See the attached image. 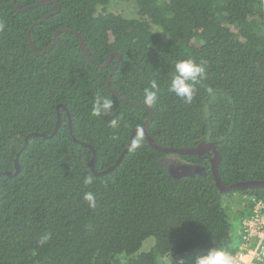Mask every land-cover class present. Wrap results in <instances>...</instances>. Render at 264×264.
<instances>
[{
  "label": "trees",
  "instance_id": "16d2710c",
  "mask_svg": "<svg viewBox=\"0 0 264 264\" xmlns=\"http://www.w3.org/2000/svg\"><path fill=\"white\" fill-rule=\"evenodd\" d=\"M36 1L0 0V264H193L182 256L233 250L232 219L240 221L242 204L263 198L264 188L221 192L208 158L197 154L179 155L201 173L174 176L144 133L140 147L130 145L113 170L96 175L92 149L73 139L69 118L74 136L95 149V169L104 170L148 116L140 104L154 79L158 99L147 131L157 143L213 141L223 183L264 179V0H134L135 17L99 8L108 0L15 7ZM51 12L30 31L32 51L27 31ZM57 30L56 43L35 54ZM115 51L110 85L136 106L106 87L117 56L100 65ZM188 58L206 62V78L184 103L168 86L175 62ZM97 91L113 99L107 116L90 115ZM58 115L54 135L29 136L21 149L28 133L49 135ZM113 117L120 118L116 129L108 126ZM16 154L18 173H2L15 171ZM89 174L93 183L85 185ZM86 192L95 194L96 208L83 200ZM236 195L239 204L231 205ZM150 236L154 244L138 252Z\"/></svg>",
  "mask_w": 264,
  "mask_h": 264
},
{
  "label": "water",
  "instance_id": "95a60500",
  "mask_svg": "<svg viewBox=\"0 0 264 264\" xmlns=\"http://www.w3.org/2000/svg\"><path fill=\"white\" fill-rule=\"evenodd\" d=\"M49 2H52V0H38L35 3H32V4L27 5L25 7H20V6H17V5H15V7H16L17 10L22 11V10H26L28 8H31L33 6H37V5L45 4V3H49ZM56 6L58 8L57 4H56ZM51 14H52V12L46 14L44 17H42L41 19H39L37 21H34L30 25V27H29V29L27 31V39H28V43H29L30 48H31L32 51H35L34 42H33V40L30 37V31H31L32 27L36 23L44 20L45 18H47ZM67 30H69V29H67ZM74 33L79 37V46H80L81 51L84 53L86 58L89 61H91L90 53H89L88 48L86 46V42H85L84 37L77 31H74ZM57 37H58V30L55 31V33H54L52 43L50 45L46 46L43 49V51H41L39 53L35 52V54L40 55V54H43L46 50L50 49L56 43ZM112 54H115L117 56V60H116V63L114 65V67L111 69L108 77L106 78V87L111 93H113L114 95L120 97L123 101H125V102H127V103H129L131 105H135L136 106V105H138L137 103H135L134 101L129 100V99L125 98V97L120 96L118 91L116 89H114L110 85V80H109L110 76L113 74V72H114L115 68L117 67V65L119 63V60H120L119 52L115 51V52H112V53L108 54L106 56L105 62L103 64H101L100 67H104V66L108 65L109 61L111 60V55ZM60 105L65 110H67L65 104H61L60 103ZM140 106L146 107L148 109V111H149L148 116L146 117L145 121L143 122L142 125H140L138 127H135L133 129L132 134L130 136V141H129L128 145L123 149V151L120 153V155L118 156L116 161L113 163V165L109 166L108 168H106L104 170H100V171L95 169V160H96V151H95V149L90 144H88V143H86L84 141H80L74 136V134L72 133L71 120L69 118V131H70L73 139L76 140V141H79L83 145L90 146L91 149H92V157L90 159L89 166H90V168H91V170L93 171L94 174H96V175L103 174L105 172H109V171L113 170L117 166V164L121 161V158H122L123 154L128 150L129 146L131 145V141L135 137V134H136V129L140 128V129H142V132L144 133L149 145H151L153 148H155V149H157V150H159L161 152H164V153L171 152V153H178V154H197L199 156H201V155L207 156L208 153H211V155H208V160L210 162L211 172H212L215 184H216V186L219 188V190L221 192H225V191H228V190H231V189H247V188H255V187L264 188V179H246V180H240V181H236V182L229 183V184L223 183L221 178H220V176H219V174H218V168H217V165H218V162H219V159H220V153H219L218 149L216 148V145L214 144L213 141H201V142L197 143L195 146H189V147H176V146H173V145H162V144L157 143L155 141V139L147 131L148 123L151 120L152 115H153V109L151 107H148V106L144 105V104H140ZM67 114L69 115L68 111H67ZM59 124H60V118H59V115H58L57 121H56L55 126H54V129L49 135H46V134L40 133V132H30V133H28V135H26L25 138H24V144L22 145L21 149H23L26 146L29 136L39 135V136H42V137H49V136L54 135L56 133V131L58 130ZM14 162H15L14 163L15 171L13 173L10 172V171H3L2 173H5L8 176L16 175L18 173V171H19L18 154H16Z\"/></svg>",
  "mask_w": 264,
  "mask_h": 264
},
{
  "label": "clouds",
  "instance_id": "9594fccd",
  "mask_svg": "<svg viewBox=\"0 0 264 264\" xmlns=\"http://www.w3.org/2000/svg\"><path fill=\"white\" fill-rule=\"evenodd\" d=\"M206 62L188 58L178 60L174 64L173 74L169 83V91L176 97L183 100L184 103H191L196 92L195 85L206 78ZM159 86L156 80H152L148 88L144 89L142 103L148 107L156 104L158 99ZM113 99L101 91H97L93 95V100L90 108L92 117L107 116L113 110ZM120 118L113 117L108 120V126L116 129L119 127ZM143 140L142 129H136V135L131 141V148L134 150L140 147ZM84 184L90 185L93 183L91 174L84 177ZM83 200L87 202L89 208L97 207L96 196L93 192L83 194ZM46 239V237H45ZM180 264H183L181 261ZM193 264H234L233 255L222 249H210L205 254L197 255L194 258Z\"/></svg>",
  "mask_w": 264,
  "mask_h": 264
},
{
  "label": "rangeland",
  "instance_id": "374dc122",
  "mask_svg": "<svg viewBox=\"0 0 264 264\" xmlns=\"http://www.w3.org/2000/svg\"><path fill=\"white\" fill-rule=\"evenodd\" d=\"M99 8H105L107 12L120 13L124 17H135L137 16V4L134 0H108L105 6H99ZM155 27V32H159L162 35H165L163 31L156 25L151 24ZM153 30V31H154ZM160 161L166 166L169 172L174 176H180L185 174H194L201 173L203 168L199 164H194L184 160L178 153H165ZM238 194V193H237ZM240 196L236 195L235 199L232 200L231 205L239 204ZM238 230H239V221L238 215L232 219L231 225V240L232 244H235L238 241ZM154 244V238L152 236L143 240L138 252L148 250ZM208 251V250H207ZM207 251L196 249L186 255H183L185 261L193 263L194 258L197 255L205 254ZM178 262L183 261L178 259Z\"/></svg>",
  "mask_w": 264,
  "mask_h": 264
},
{
  "label": "built area",
  "instance_id": "2783aa9c",
  "mask_svg": "<svg viewBox=\"0 0 264 264\" xmlns=\"http://www.w3.org/2000/svg\"><path fill=\"white\" fill-rule=\"evenodd\" d=\"M240 217L238 241L233 250L234 264H264V197H253Z\"/></svg>",
  "mask_w": 264,
  "mask_h": 264
},
{
  "label": "flooded vegetation",
  "instance_id": "af4514ba",
  "mask_svg": "<svg viewBox=\"0 0 264 264\" xmlns=\"http://www.w3.org/2000/svg\"><path fill=\"white\" fill-rule=\"evenodd\" d=\"M208 155H211V153H208ZM208 155L206 156L208 158ZM205 156V155H204Z\"/></svg>",
  "mask_w": 264,
  "mask_h": 264
}]
</instances>
